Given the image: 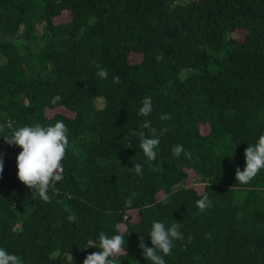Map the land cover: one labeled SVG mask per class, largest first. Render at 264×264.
Masks as SVG:
<instances>
[{
  "label": "trees",
  "instance_id": "16d2710c",
  "mask_svg": "<svg viewBox=\"0 0 264 264\" xmlns=\"http://www.w3.org/2000/svg\"><path fill=\"white\" fill-rule=\"evenodd\" d=\"M145 120L167 129L153 162L131 135ZM56 121L69 145L48 203L3 136ZM0 125V247L22 264H83L101 231L124 236L115 264H151L154 221L181 224L166 264H264V169L235 178L264 134V0H0Z\"/></svg>",
  "mask_w": 264,
  "mask_h": 264
},
{
  "label": "clouds",
  "instance_id": "9594fccd",
  "mask_svg": "<svg viewBox=\"0 0 264 264\" xmlns=\"http://www.w3.org/2000/svg\"><path fill=\"white\" fill-rule=\"evenodd\" d=\"M163 59L162 55H157L156 60L159 62ZM97 75L101 79L108 78V71L97 65ZM114 84L121 82L119 75L112 78ZM62 97L55 95L51 103L57 104ZM153 111L151 96H145L142 101V107L139 109V115L147 117ZM160 120L166 121L171 119L170 114H163ZM139 131H132L131 135L139 137V148L150 162L157 158V147L160 144L159 137L167 129L151 127V121L145 120L140 125ZM150 129V135L144 130ZM4 131V126L0 125V132ZM4 140L9 145H16L22 150L16 157L17 160V177L29 189L35 191L39 198L50 203L51 198L48 195L50 187L63 180V161L67 155L69 145L68 128L63 121H56L54 125L42 126L40 123L34 125L21 126L14 129L11 135H4ZM129 147H132L130 143ZM173 155L179 157L184 154L191 158V153L186 151L183 145L177 144L172 148ZM246 166L243 170L239 167L236 169V181L240 184H248L258 173L264 169V134L258 137L255 144H249L245 149ZM143 165L134 164L129 171H135L137 174L142 173ZM3 172V159L0 157V173ZM212 201L207 194H204L196 201V205L201 212L211 207ZM70 222L76 221V216H68ZM180 222L173 223L166 227L164 223L154 221L151 225L150 238L152 247L144 243V238L140 237L139 247L143 250V255L151 264H166L165 256L171 254L173 242L183 239L180 231ZM126 243L122 234H115L109 237L105 232L99 233L98 244L93 243V248H99V251L93 252L86 256L83 264H115L116 258L122 254H127L125 249ZM88 248V247H86ZM0 264H22V258L18 255L8 252L5 248L0 247Z\"/></svg>",
  "mask_w": 264,
  "mask_h": 264
},
{
  "label": "rangeland",
  "instance_id": "374dc122",
  "mask_svg": "<svg viewBox=\"0 0 264 264\" xmlns=\"http://www.w3.org/2000/svg\"><path fill=\"white\" fill-rule=\"evenodd\" d=\"M188 184H195L197 186H202L204 183L202 181H200L199 179H197L196 176L193 175L190 178V180L188 181Z\"/></svg>",
  "mask_w": 264,
  "mask_h": 264
}]
</instances>
